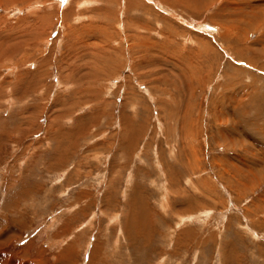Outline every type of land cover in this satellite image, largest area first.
I'll use <instances>...</instances> for the list:
<instances>
[{
	"label": "rangeland",
	"instance_id": "rangeland-1",
	"mask_svg": "<svg viewBox=\"0 0 264 264\" xmlns=\"http://www.w3.org/2000/svg\"><path fill=\"white\" fill-rule=\"evenodd\" d=\"M128 1L0 0V264H264V0Z\"/></svg>",
	"mask_w": 264,
	"mask_h": 264
},
{
	"label": "bare ground",
	"instance_id": "bare-ground-1",
	"mask_svg": "<svg viewBox=\"0 0 264 264\" xmlns=\"http://www.w3.org/2000/svg\"><path fill=\"white\" fill-rule=\"evenodd\" d=\"M129 1L128 0H126V3H128ZM40 13V12H39ZM60 14V13H59ZM41 19H42V17H41ZM37 22V21H36ZM41 22V21H40ZM63 23V22H62ZM36 24V23H35ZM42 24V23H41ZM34 26V25H33ZM36 33V32H35ZM29 35V34H28ZM40 36V35H39ZM82 36V35H81ZM37 39V38H36ZM84 40V39H83ZM83 42H85V41H83ZM145 43V42H144ZM83 44V43H82ZM98 44H99V42H98ZM20 45V44H19ZM87 44L85 43L83 46L84 47H87L86 46ZM90 46V45H89ZM13 47V46H12ZM15 48V47H14ZM36 48V47H35ZM103 51V50H102ZM28 54V53H27ZM91 54V53H90ZM32 55V54H31ZM75 55V54H74ZM100 55V54H99ZM49 57V56H48ZM84 57V56H83ZM2 58V57H1ZM44 58V57H43ZM49 59V58H48ZM47 59V60H48ZM43 60V59H42ZM81 60V59H80ZM111 60V59H110ZM92 61V60H91ZM1 62V61H0ZM105 62V61H104ZM84 63V62H83ZM99 63V62H98ZM114 70V69H113ZM70 75V74H69ZM33 76V75H32ZM30 82V81H29ZM34 81H33V79H32V82L31 83H33ZM41 84V83H40ZM32 85V84H31ZM30 87V86H29ZM28 87V89H25L24 88V90H22V93L21 94H25L29 89L30 90H33L32 89V87H30L29 88ZM14 88V87H13ZM43 90V89H42ZM29 92V91H28ZM32 92V91H31ZM79 92V91H78ZM41 96V95H40ZM72 101V100H71ZM19 112V111H18ZM45 114V113H44ZM59 116H61V115H59ZM22 118V117H21ZM56 132V131H55ZM74 134H75V132H74ZM17 135V134H16ZM75 136V135H74ZM80 137V136H79ZM119 137V136H118ZM1 140V139H0ZM122 144V143H121ZM78 145V144H77ZM120 146H122V145H120ZM129 154V153H128ZM186 159V158H185ZM164 166V165H163ZM129 180H130V178H129ZM69 182V181H68ZM6 183V182H5ZM23 183V182H22ZM25 190H27V191H25L24 193L22 192L21 193V197H26L27 196V194H29L30 192H32L33 190L30 188V187H26V189ZM138 190V189H137ZM131 192V191H130ZM134 192V191H133ZM132 193V192H131ZM124 195V194H123ZM137 196V195H136ZM131 197V196H130ZM134 197V196H133ZM140 197V196H139ZM128 198V197H127ZM20 199V198H19ZM137 199V198H136ZM21 201H22V199H20ZM129 200V199H128ZM136 201H139V200H135V202ZM139 202H141V201H139ZM142 203V202H141ZM11 204H12V201H11ZM129 204V203H128ZM192 204V203H191ZM136 205V204H135ZM140 205V204H139ZM6 206V207H5ZM5 209L7 210V209H9V206H8V203L6 202L5 203ZM129 206V205H128ZM127 206V207H128ZM141 208V207H140ZM142 209V208H141ZM138 210H139V208H138ZM142 211V210H141ZM145 211V210H144ZM139 212V211H138ZM146 212V211H145ZM6 214V213H5ZM188 219V218H187ZM114 220V219H113ZM126 220V219H125ZM185 220V219H184ZM25 219H24V217L22 216V214H20L19 216H16V217H14V218H12V219H9L8 218V216L7 215H3V214H1L0 215V263H3L4 261H5V253H4V251H5V249L11 244V243H13L16 239H17V234H18V231L20 230V228H25ZM125 223H127V222H125ZM123 224V230H122V234L123 235H126L128 238H129V233L127 232V224ZM130 223V222H129ZM132 223V222H131ZM130 225V224H129ZM148 226V225H147ZM27 227V226H26ZM67 228H68V226L67 227H64V228H62V229H60L59 231H57V238L59 239V235L58 234H63L64 232H67ZM154 231V230H153ZM188 232V231H187ZM68 233H70V232H68ZM71 234V233H70ZM69 234V235H70ZM156 234V233H155ZM189 234H190V232H189ZM68 235V234H67ZM179 235H181V236H183L182 234H179ZM66 236V235H65ZM131 236V235H130ZM56 237V236H55ZM77 237H78V235H76V234H73L72 236H70V239H73L75 242L77 241ZM126 238V237H125ZM141 238V237H140ZM57 239V240H58ZM131 239V238H130ZM147 239V238H146ZM155 239V238H154ZM144 241V240H143ZM147 241V240H146ZM150 241H151V239H150ZM177 241L179 242V237H178V239H177ZM130 243V242H129ZM145 243V242H144ZM143 243V244H144ZM132 244V243H131ZM146 244V243H145ZM132 246V245H131ZM133 247V246H132ZM147 254V253H146ZM38 255V254H37ZM92 260H93V257H92ZM19 263V262H18Z\"/></svg>",
	"mask_w": 264,
	"mask_h": 264
}]
</instances>
